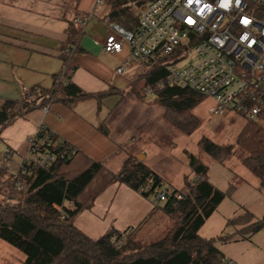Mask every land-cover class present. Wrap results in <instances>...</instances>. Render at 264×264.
I'll return each instance as SVG.
<instances>
[{"label":"trees","instance_id":"obj_1","mask_svg":"<svg viewBox=\"0 0 264 264\" xmlns=\"http://www.w3.org/2000/svg\"><path fill=\"white\" fill-rule=\"evenodd\" d=\"M108 1L112 6L109 14L112 21L135 29L138 16L131 5H127L131 0ZM132 1L139 4L138 0ZM67 34L62 45L63 69L53 75V85L24 89L21 99L4 100L0 107V140L5 127L37 107H48L55 102L73 107L89 99L100 104L110 94L109 91H86L72 79L75 67L70 66V58L72 51H77L81 36V28L75 21L69 23ZM166 75L167 68L156 65L141 73L138 79L144 81L145 94L152 92L153 99L165 108L167 120L189 134L201 124L192 111L204 96L189 88L162 84ZM98 128L109 133L105 121H101ZM41 129L51 134L48 128L41 126ZM201 143L220 163L235 154L233 145H221L207 137H203ZM236 145L246 153L241 156V163L264 186V108L258 120L248 121ZM72 157H59L49 168L28 165L26 171L21 169L17 173L0 166V194L4 196L0 200V238L23 251L27 256L26 264H222L225 257L217 241L227 236L206 238L199 229L220 202L232 194L234 183L227 191L219 189L208 178L209 167L192 155L190 164L194 177L187 179L189 190L182 192L165 186L162 177L142 159L130 156L117 173L110 174L108 182L125 183L145 197L154 196L157 204L163 202L162 207L172 218L173 226L163 237L146 244L133 238L132 228L120 231L111 226L100 237L92 238L75 225V219L90 207L94 196L86 202L80 196L104 166L92 162L85 171L69 178L63 167ZM164 189L168 196L162 201L157 196ZM177 194H183V198L179 199ZM247 223V230L241 232L251 235L264 227V216L255 219L247 211L228 221L229 225Z\"/></svg>","mask_w":264,"mask_h":264},{"label":"crops","instance_id":"obj_2","mask_svg":"<svg viewBox=\"0 0 264 264\" xmlns=\"http://www.w3.org/2000/svg\"><path fill=\"white\" fill-rule=\"evenodd\" d=\"M111 7L108 0H0V107L7 98L21 99L24 89L53 85V75L63 69L62 45L67 40L71 21L81 28L79 47L72 51L70 58V66L75 67L72 79L86 91L110 92L100 104L95 99L79 101L73 107L55 102L16 119L1 132L0 166L17 173L28 153L29 138L44 126L74 148L70 163L63 167L65 172L74 161H79L83 168L79 173L92 162L102 163L109 173L121 169L131 154V131L128 128L119 136L110 131L105 134L98 125L108 120L120 106L131 107V88L141 74V66L130 62L123 72H117L119 66L130 60L127 42L119 52L105 51L106 37L112 25L118 24L110 18ZM148 156L144 151L146 164ZM222 164L229 171L227 190L231 183L236 187L206 219L199 233L206 238L226 235L227 239L217 241L225 258H232L239 264H264V227L248 235L241 232L247 230L248 223L228 224L231 218L247 211L255 219L264 216V186L242 163ZM207 175L216 187L227 191ZM92 197L90 207L75 219V225L92 238L100 237L111 226L120 231L132 228L134 233L146 226L154 211L161 217L171 218L164 211L163 202L157 204L154 196L145 197L119 181L107 182L81 200L86 202ZM161 225L148 229L170 230L161 229L164 224L161 222ZM200 230H204L203 234ZM18 249L0 238V264H26V254Z\"/></svg>","mask_w":264,"mask_h":264},{"label":"built area","instance_id":"obj_3","mask_svg":"<svg viewBox=\"0 0 264 264\" xmlns=\"http://www.w3.org/2000/svg\"><path fill=\"white\" fill-rule=\"evenodd\" d=\"M135 29L113 24L104 49L116 53L124 42L131 56L117 68L121 73L130 64L151 68L165 66L162 84L192 89L214 100L210 111H236L258 120L264 108V0H138ZM208 7L200 12L199 9ZM227 5V7H225ZM192 17L194 24L187 23ZM250 23L244 24L243 18ZM119 45V47H117ZM74 148L41 126L29 138L26 166L49 168L57 158H69ZM166 189L158 199L166 200ZM179 199L183 194L176 195ZM222 264H239L225 258Z\"/></svg>","mask_w":264,"mask_h":264},{"label":"rangeland","instance_id":"obj_4","mask_svg":"<svg viewBox=\"0 0 264 264\" xmlns=\"http://www.w3.org/2000/svg\"><path fill=\"white\" fill-rule=\"evenodd\" d=\"M131 7L136 13L140 10L139 5L132 1ZM148 70L150 69L143 66L140 73L148 72ZM143 86L144 81L138 79L137 84L131 88V107L120 106L108 120H104L113 135L119 136L127 132L128 128L131 131V147L129 148L131 154L128 157H138L147 151L149 153L147 164L162 177L165 186L187 192L189 190L187 179L191 180L194 177L190 164L193 155L199 162L209 167L208 174L216 185L227 190L229 186L227 167L215 161L204 150L201 140L207 137L221 145H233L235 154L225 162L241 164L240 158L246 153L237 147L236 141L250 119L236 111L226 113L210 111V107L214 106V100L204 96L202 102L192 111V114L200 119L201 124L187 134L167 120L165 108L153 99L152 92L145 94ZM81 169L83 170L80 162L74 161L66 167V172L69 177H73L82 171ZM110 174L105 168L101 169L80 199H87L101 189L108 182ZM3 198L4 196L0 194V200ZM161 222L164 224L161 229H171L174 223L171 218L161 217L160 213L154 211L144 224L146 226H142L133 233V238L143 244L160 239L168 230H149L148 228L154 229L156 225L160 228ZM200 232L203 234L204 230Z\"/></svg>","mask_w":264,"mask_h":264},{"label":"snow or ice","instance_id":"obj_5","mask_svg":"<svg viewBox=\"0 0 264 264\" xmlns=\"http://www.w3.org/2000/svg\"><path fill=\"white\" fill-rule=\"evenodd\" d=\"M187 2H188L189 5H199V4H201V0H187ZM207 7H208V5L205 4L204 7H202V8L199 9V11H200V12H203L204 9L207 8ZM225 7H227V5H225ZM242 22H243L244 24H248V23H250V21H249L248 18H246V17L243 18V21H242ZM187 23H189V24H194L195 21H194V19L190 16V17H188V19H187ZM117 47H119V45H117Z\"/></svg>","mask_w":264,"mask_h":264},{"label":"water","instance_id":"obj_6","mask_svg":"<svg viewBox=\"0 0 264 264\" xmlns=\"http://www.w3.org/2000/svg\"><path fill=\"white\" fill-rule=\"evenodd\" d=\"M138 158L142 159L143 158V155L138 156Z\"/></svg>","mask_w":264,"mask_h":264}]
</instances>
